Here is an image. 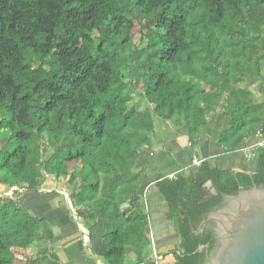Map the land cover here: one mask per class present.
Returning <instances> with one entry per match:
<instances>
[{
	"label": "trees",
	"instance_id": "1",
	"mask_svg": "<svg viewBox=\"0 0 264 264\" xmlns=\"http://www.w3.org/2000/svg\"><path fill=\"white\" fill-rule=\"evenodd\" d=\"M263 62L264 0H0V264H64L53 257L56 227L16 202L49 178L65 180L97 260L129 264L131 248L144 262L152 241L138 161L171 134L195 148L219 114L229 150L264 135V102L250 87L257 76L264 95ZM256 155L252 176L205 160L157 177L180 264L214 252L209 227L194 230L224 196L264 187V148Z\"/></svg>",
	"mask_w": 264,
	"mask_h": 264
},
{
	"label": "crops",
	"instance_id": "2",
	"mask_svg": "<svg viewBox=\"0 0 264 264\" xmlns=\"http://www.w3.org/2000/svg\"><path fill=\"white\" fill-rule=\"evenodd\" d=\"M262 75L264 76V62ZM250 87L257 102H264L263 84L257 76L250 78ZM228 127L229 119L224 114H219L214 118L210 129L203 135L199 145H196L195 148L189 145L186 138L176 139L171 134L172 137L169 136L165 142H161L159 138L155 139L153 150L138 161L139 168L147 169L143 197L149 215L148 231L152 241V251L144 262H137L135 252L129 248V264H180L177 257L181 254L176 250L180 240L173 228V223L169 220L170 210L166 199L155 187L158 176L175 178L180 174L186 175L191 169L194 157L209 160L214 166L236 175L252 176L257 172V155L243 151L258 142L257 135L247 139L241 149L232 151L219 143V136ZM157 133L159 135L160 128H158ZM58 202L61 203V200L58 199ZM63 208L66 207L60 206L59 210ZM52 210L58 212V206L54 205ZM67 213L68 210L67 212L60 211L58 214L54 213L53 221L47 219L58 231V238L54 241V251H56L53 253L54 259L64 264H103L93 256L90 243L89 246L85 244L90 254L81 252L80 242L83 240L86 243V234L80 232L81 228H78L77 223L76 227L72 225V219ZM41 217L43 218V216ZM73 219L77 220L76 215ZM99 242L100 240H97L95 245L97 246Z\"/></svg>",
	"mask_w": 264,
	"mask_h": 264
},
{
	"label": "water",
	"instance_id": "3",
	"mask_svg": "<svg viewBox=\"0 0 264 264\" xmlns=\"http://www.w3.org/2000/svg\"><path fill=\"white\" fill-rule=\"evenodd\" d=\"M204 188L219 197L212 182ZM224 199L227 204L212 212L200 231L194 230L198 235L203 227L215 226L219 248L207 264H264V187L243 190ZM69 203L73 208L70 199ZM201 251L202 247L198 252Z\"/></svg>",
	"mask_w": 264,
	"mask_h": 264
},
{
	"label": "rangeland",
	"instance_id": "4",
	"mask_svg": "<svg viewBox=\"0 0 264 264\" xmlns=\"http://www.w3.org/2000/svg\"><path fill=\"white\" fill-rule=\"evenodd\" d=\"M134 41L136 44H138L139 39L136 38ZM150 123H151V119L148 117L147 119L144 120L143 125L146 127ZM143 125H142V127H144ZM170 137H172V136H170ZM192 163H193V160H192ZM191 168H193L192 165H191ZM170 178H174V177H170ZM63 182H65L64 179H63V181H54L53 178H49L48 183H47V187L43 191H41L39 193H27V192L22 191L21 196L19 197V199L16 200V202L19 205L24 206L25 208H28L30 210H34L38 215H41V216H43V218L49 219L50 221L54 220V218H55L54 213L58 214V212H60V211L67 212V210H68L67 215L71 217L72 225L76 227L78 224L80 226V227L78 226L79 229L80 228L82 229V230L80 229V232L86 234V237L84 235H82L87 240L85 244L87 246H89V243H90L89 233L86 231V229L83 227V225H81L80 218H79L78 214L76 213L75 209L71 207V205L69 203L70 196H69L67 189H66V186ZM52 192H57L61 195V196H59V198H60L62 203L58 202V197L55 199V202H53V199L51 196ZM42 193H49V194L42 195ZM7 195L10 198H12L11 192L7 193ZM54 205H56V207L58 206V210L60 209V206L61 207L65 206L67 209L63 208V209L59 210L58 212H54L52 210V207ZM75 215L77 217L76 221L73 219L75 217ZM151 251H152V248H149L148 252L151 253ZM37 252H38L37 250H32V252H30V255H35V254H37ZM153 252H154V250H153Z\"/></svg>",
	"mask_w": 264,
	"mask_h": 264
},
{
	"label": "built area",
	"instance_id": "5",
	"mask_svg": "<svg viewBox=\"0 0 264 264\" xmlns=\"http://www.w3.org/2000/svg\"><path fill=\"white\" fill-rule=\"evenodd\" d=\"M257 137H258V142L254 146L244 149L243 150L244 152L256 154L259 150L264 148V135L262 134V132H258ZM204 162H205V160H203L201 158L194 157L192 166L193 167H200Z\"/></svg>",
	"mask_w": 264,
	"mask_h": 264
},
{
	"label": "flooded vegetation",
	"instance_id": "6",
	"mask_svg": "<svg viewBox=\"0 0 264 264\" xmlns=\"http://www.w3.org/2000/svg\"><path fill=\"white\" fill-rule=\"evenodd\" d=\"M226 204H227L226 201L222 202L221 207H224ZM216 210H218V208H217ZM216 210H215V211H216ZM213 212H214V211H213ZM210 214H211V213H210ZM210 214H209V215H210ZM202 224H203V222H202ZM202 224H201V225H202ZM201 225H200V227H199V229H198L199 231L201 230ZM207 226L209 227L211 233H212L213 236H214V240L216 241V247H215L214 252H212L211 254H209V255L207 256V258H206V263H205V264H207L208 261H209L210 259L213 258V256L215 255V253L217 252V250H218V248H219V242H218L217 237H216V235H215V226H214V224H210V225H207ZM207 226H206V227H207ZM206 227H203V228H202L203 232L200 233V234H198V235H202V234H204V230H205ZM207 246H208V245H206V247H207ZM204 248H205V247H202V250H203Z\"/></svg>",
	"mask_w": 264,
	"mask_h": 264
}]
</instances>
